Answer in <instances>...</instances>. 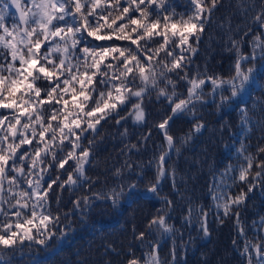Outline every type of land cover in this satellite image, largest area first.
Segmentation results:
<instances>
[{
	"label": "snow or ice",
	"instance_id": "obj_1",
	"mask_svg": "<svg viewBox=\"0 0 264 264\" xmlns=\"http://www.w3.org/2000/svg\"><path fill=\"white\" fill-rule=\"evenodd\" d=\"M186 3L180 12L174 0H0V264H13L33 245L51 247L53 237H66L73 224L92 222L97 214L147 196L159 199L169 176L180 195L167 160L207 127L197 116L205 107L224 115L226 109L236 111L241 136L236 152L243 163L221 174L223 184L229 173H238L230 179L239 191L218 188L220 194L212 195L216 207L239 225L249 194L257 187L264 192V0H237L233 15L242 17L244 27L235 29L239 39L229 37L234 58L226 74L207 63L195 72L191 68L201 34L222 0ZM228 24L234 31L231 17ZM244 45L251 51H243ZM153 95L167 105L153 124L166 141V150L149 161L155 162V178L145 184L141 165L135 177L125 176L133 171L126 159L112 171L117 179L100 186L88 168L104 124L120 125L128 117L147 123L145 102ZM185 117L192 118V129L173 136L171 125ZM229 126L225 121L221 129ZM126 147L139 150L136 144ZM65 192L82 193L70 200L69 211L62 209ZM164 202L173 204L167 197ZM192 212L190 207L188 222ZM200 216V231L208 237L207 213L201 209ZM259 227L264 229V217ZM176 231L158 209L143 230L133 227V239L147 251L137 256L130 246L126 264H181L175 241L168 257H161V241ZM240 234L246 235L243 226ZM240 255L246 264H264V237L247 240Z\"/></svg>",
	"mask_w": 264,
	"mask_h": 264
},
{
	"label": "trees",
	"instance_id": "obj_2",
	"mask_svg": "<svg viewBox=\"0 0 264 264\" xmlns=\"http://www.w3.org/2000/svg\"><path fill=\"white\" fill-rule=\"evenodd\" d=\"M174 2L177 11L186 10V0ZM236 2L237 0H222L221 5L215 10L211 22L201 34L198 52L193 56L195 61L191 65L193 72L197 66L203 69L207 63L210 69L218 73H227L234 58V52L228 51L229 37L239 39V33L235 29L244 27L240 23L242 17L233 15L236 12ZM229 17L234 30L232 32L228 30ZM243 51L247 53L251 49L244 45ZM145 103L148 112L145 124L133 123L132 117H128L120 125L102 122L103 139H97L91 158L93 164L88 168L90 176L93 178L99 176L100 186L106 182L111 184L117 179L112 176V171L123 165L126 159L133 164V171L131 173L125 171V176L135 177L140 171L136 165H141L145 184L155 178V162L149 166V161L166 150V141L153 124L164 115L167 105L157 101L155 95L150 103L148 101ZM225 111L229 115L217 112L211 107H205L198 112L197 116L207 127L201 133L195 134L188 144L183 145L179 155L173 152L167 160L169 170L175 169V182L179 186L180 195L173 189V180L169 176L161 182L159 199L147 196L139 204L131 206L125 204L122 208L103 216L97 214L92 222L85 220L78 226L73 224V231L66 237L63 235L53 237L48 241L51 247L33 245L30 249H25L23 255L17 254L13 264H108L109 261L111 264H126L125 254L130 246L136 249L137 256L147 251L146 248L139 246V241L133 239V227L138 231L143 230L147 221L157 214L158 209L167 213L168 223L177 230L174 236L161 241L162 259L168 257L175 241L181 264H246V260L240 255L246 241L254 236L264 237V231L259 227L260 219L264 217V192L257 187L249 194L250 199L246 206H241L239 225L231 214L225 217L223 209H218L217 201L212 199L214 193L220 194L218 188L234 194L240 187L238 183L233 185L230 179L238 173H229L224 177L223 184L221 183V174L227 166L238 167L243 163L242 158L238 159L236 152L239 147L238 141L241 139V136L236 134L239 131L238 113L232 109ZM225 121H231V126L221 129ZM192 127V118L185 117L171 125L170 133L175 137H183ZM125 129L126 136L122 135ZM259 135V132L252 135L253 151ZM141 136L149 138L147 141H141ZM129 144H136L139 150L129 151L126 147ZM81 194L77 192L76 196ZM76 196L70 197L67 192L63 194V211L72 208L70 200ZM164 197L172 200L173 204L171 206L165 204ZM52 207L55 208L57 205L53 203ZM190 207L193 212L188 222L185 218L189 216ZM201 209L207 213L206 221L210 231L208 237H204L200 231ZM76 218H79L78 214ZM240 226H243L246 235L240 234ZM108 246H114L116 252L110 249L106 251ZM117 252L122 255L117 256Z\"/></svg>",
	"mask_w": 264,
	"mask_h": 264
},
{
	"label": "rangeland",
	"instance_id": "obj_3",
	"mask_svg": "<svg viewBox=\"0 0 264 264\" xmlns=\"http://www.w3.org/2000/svg\"><path fill=\"white\" fill-rule=\"evenodd\" d=\"M263 231H264V229H263Z\"/></svg>",
	"mask_w": 264,
	"mask_h": 264
}]
</instances>
